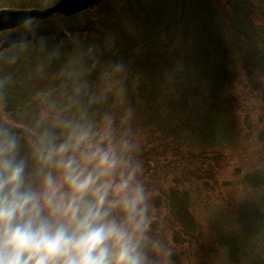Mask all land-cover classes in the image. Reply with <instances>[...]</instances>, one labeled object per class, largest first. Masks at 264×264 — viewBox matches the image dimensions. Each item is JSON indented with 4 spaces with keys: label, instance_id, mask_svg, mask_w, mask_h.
I'll list each match as a JSON object with an SVG mask.
<instances>
[{
    "label": "trees",
    "instance_id": "obj_1",
    "mask_svg": "<svg viewBox=\"0 0 264 264\" xmlns=\"http://www.w3.org/2000/svg\"><path fill=\"white\" fill-rule=\"evenodd\" d=\"M39 1L8 0L7 5L11 10H28L37 8ZM192 2H195L194 7ZM188 3L186 6L185 0H103L98 7L83 12V24L72 31L57 37L44 35L32 42L23 39L0 48V80L6 81L0 88V118L9 123L8 128L19 137V157L26 162L28 181L40 179L39 165L32 156V141L45 127L58 138L64 134L63 129L42 123L33 103H42L37 93L51 92L54 81L58 80L57 71L75 51L92 54L90 67L95 66L91 67L87 84L100 83L112 76L111 79L120 81L121 89L116 88V94L121 97H117L121 104L131 109L142 108L157 125L170 128L176 135L183 132L182 136L188 141L226 144L233 126L229 96L223 95L225 84L232 85L236 72L224 62H219V66L215 63L212 72L207 74L199 64L179 62V52L170 50L167 43L173 28L165 27V19L179 13L197 23L201 35L195 38L194 48H201L203 54L199 53L198 58L203 56L209 60L218 55L217 49L214 51L210 45L213 31L209 26L219 24L232 45L238 47L244 73L264 75V0H189ZM131 15L134 18L131 19ZM44 23L29 22L32 25ZM163 40L165 45L159 46L158 42ZM41 45L47 51L59 49L60 52L59 59L43 73L36 70L42 61ZM25 57L34 58V62L24 68L25 72H20ZM114 64H123L125 70L105 75ZM202 64L210 67L208 63ZM216 65L218 73L214 71ZM26 75L32 76L33 82L28 81ZM58 89L52 96L55 108L60 104ZM24 112L27 116L22 117ZM179 162L185 164L184 173L201 180L204 172L201 173L199 166L204 163L203 153L197 156L188 151ZM240 182L253 192V202L224 219L222 224H216L214 235L226 264H264V168L257 167L242 176ZM162 196L155 197L156 201L166 202L174 223L192 237L197 223L191 212L188 189L168 186ZM149 256L151 260L157 259L154 252H149Z\"/></svg>",
    "mask_w": 264,
    "mask_h": 264
},
{
    "label": "clouds",
    "instance_id": "obj_2",
    "mask_svg": "<svg viewBox=\"0 0 264 264\" xmlns=\"http://www.w3.org/2000/svg\"><path fill=\"white\" fill-rule=\"evenodd\" d=\"M40 53L41 73L60 57L59 49L43 45ZM92 59L89 51H75L56 73L80 117L57 120L62 138L45 127L32 141L38 186L28 183L18 135L0 125V264H153L149 252L170 254L149 235L150 193L131 128L133 111L89 115L99 99L87 92ZM124 70L114 64L105 75ZM5 83L0 80V88ZM37 99L56 107L50 92Z\"/></svg>",
    "mask_w": 264,
    "mask_h": 264
},
{
    "label": "rangeland",
    "instance_id": "obj_3",
    "mask_svg": "<svg viewBox=\"0 0 264 264\" xmlns=\"http://www.w3.org/2000/svg\"><path fill=\"white\" fill-rule=\"evenodd\" d=\"M57 1L40 0L35 9H45ZM185 1L187 6L189 0ZM7 3L8 0H0V10L9 9ZM194 6L195 2H192V7ZM131 16V19L134 18L133 15ZM28 24L23 26L24 29L21 27L3 32L0 36V48L23 39L32 42L44 35L60 36L83 24V18L78 14L63 20L53 18L48 23L45 21L43 25ZM215 24L217 26H209L213 31L210 45L214 47V51L217 49L218 55L215 54V59L209 60L203 59V56L198 58L199 53L200 55L203 53L200 52L201 48L198 50L194 48L195 38L201 35L197 23L182 17L179 13L165 19V27L173 28L167 43L170 50L179 52V62L199 64L206 74L208 71L212 72L215 63L219 66V62H224L236 72L232 85L225 84L223 95V97L227 94L229 96L230 122L233 126L225 145L211 141L206 143L188 141L182 136L183 132L176 135L170 128L168 130L164 125H157L152 116H147L142 108L131 109L128 105L121 104L117 100L120 96L116 94V88L121 89L120 81L111 79L112 76H108L110 77L108 80H102L103 83L101 81L87 84L88 94L99 98L97 103L90 105L88 109L90 116L98 118L104 112H111L119 117L128 109L133 111L131 128L139 145L138 158L143 167L142 180L150 193L153 222L149 235L153 240H158L170 253L169 255L156 253L157 259L152 260L153 264H226L214 235L215 225L222 224L224 219L236 215L247 207L248 202H253L251 201L253 192L243 186L240 180L242 176L257 167L264 168V75L250 76L244 73L238 47L232 45L222 26ZM206 30L208 32L209 29ZM158 43L159 46H164L165 40ZM187 48L190 50L187 51ZM33 62L34 58L25 57L20 72H25L24 68L32 66ZM202 63H208L210 67ZM38 66L37 71H39ZM26 77L28 81L33 82L32 76L26 75ZM57 81H54L53 89H50L52 96L56 95L54 91L59 88ZM48 86L49 84L46 87ZM58 93L59 108L53 109L48 106L45 108V103H33L32 107L36 108L34 111L37 113V118L39 117L46 126L57 127L56 122L61 118L79 119L80 117L78 108L66 98L64 91L59 88ZM83 102L87 103V96L84 97ZM26 113L21 116H27ZM0 125L10 127V124L1 118ZM188 151L194 152L197 156L203 153L204 163L198 165L201 173L204 172V176L201 174V180L182 171L185 164L182 165L179 161ZM40 179L28 183L36 187ZM176 185L180 189L185 187L191 195V212L197 223V229L192 237L174 223L166 202L159 204L155 199V197H163L162 192L166 187Z\"/></svg>",
    "mask_w": 264,
    "mask_h": 264
},
{
    "label": "water",
    "instance_id": "obj_4",
    "mask_svg": "<svg viewBox=\"0 0 264 264\" xmlns=\"http://www.w3.org/2000/svg\"><path fill=\"white\" fill-rule=\"evenodd\" d=\"M103 0H58L45 9L0 10V33L18 29L29 21H47L54 16L64 18L98 7Z\"/></svg>",
    "mask_w": 264,
    "mask_h": 264
}]
</instances>
